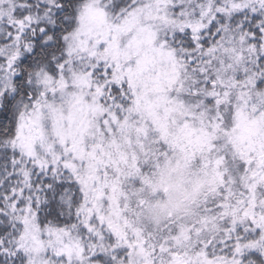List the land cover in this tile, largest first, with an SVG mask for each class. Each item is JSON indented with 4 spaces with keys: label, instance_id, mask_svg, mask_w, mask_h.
I'll list each match as a JSON object with an SVG mask.
<instances>
[{
    "label": "snow or ice",
    "instance_id": "1",
    "mask_svg": "<svg viewBox=\"0 0 264 264\" xmlns=\"http://www.w3.org/2000/svg\"><path fill=\"white\" fill-rule=\"evenodd\" d=\"M0 264H264V0H0Z\"/></svg>",
    "mask_w": 264,
    "mask_h": 264
}]
</instances>
